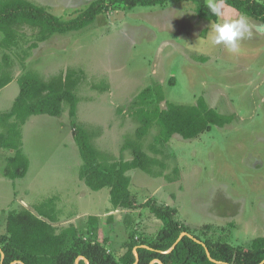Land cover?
Instances as JSON below:
<instances>
[{
    "label": "rangeland",
    "instance_id": "obj_1",
    "mask_svg": "<svg viewBox=\"0 0 264 264\" xmlns=\"http://www.w3.org/2000/svg\"><path fill=\"white\" fill-rule=\"evenodd\" d=\"M31 1L69 20L95 0ZM240 14L226 6L223 18ZM248 18L253 35L238 54L222 45L206 53L193 47L215 21L199 17L196 4L185 0L131 8L119 4L84 29L56 34L34 49L38 34L25 27L17 46L0 50V59L9 53L14 62V80L0 90V110L11 107L20 90L17 79L26 70L50 78L74 69L84 77L77 122L92 132L94 145L111 160L133 158L131 149H121L126 140L136 139L140 122L133 103L149 85L164 88L162 108L167 101L190 105L204 97L234 119L194 139L176 134L164 146L156 142L154 126L142 147L166 162L165 174H178L177 180L132 169L130 188L139 207L109 213L102 225L97 223L99 232H88L97 228L86 220L88 215L111 209L109 190L85 185L88 197L79 200L83 159L68 108L59 116L33 115L22 127L23 151L30 160L24 177L4 175L7 158L15 151L0 147V236L6 233L10 211L29 209L40 215L41 203L52 196L59 199L56 219H44L61 229L82 218L78 233L86 240L116 239L114 245L105 243L110 251L117 249L115 255L126 249V240L150 243L163 226L144 206L148 199L177 208L180 222L203 240L249 247L255 237L264 236V23Z\"/></svg>",
    "mask_w": 264,
    "mask_h": 264
},
{
    "label": "trees",
    "instance_id": "obj_2",
    "mask_svg": "<svg viewBox=\"0 0 264 264\" xmlns=\"http://www.w3.org/2000/svg\"><path fill=\"white\" fill-rule=\"evenodd\" d=\"M169 1L95 0L78 16L64 20L31 0H0V32L3 34L0 50L17 46L25 27L38 34L36 42L31 45L34 49L56 34L84 29L113 6H155ZM185 1L196 4L199 17L217 20L207 9L206 0ZM226 6L264 23V0H226ZM83 79L74 69L50 78L26 70L18 77L20 90L13 105L0 113V147L15 151L7 158L6 177L16 180L28 172L30 160L23 151L22 127L29 117L40 114L59 116L68 108L74 140L83 159L81 179L95 191L110 187L115 208L135 209L139 206L130 188L132 177L129 172L132 169H142L153 177L165 176L169 182L178 177V174H165L166 162L148 155L142 147V139L154 126L158 128L156 142L164 146L176 134L184 139H194L213 126L222 127L234 119L233 114H224L211 107L204 97L190 105L167 101L166 108H162L160 104L166 100L165 91L160 83H155L144 88L133 103V113L140 124L136 139L126 140L121 149H131L133 158L111 160L94 145L92 132L77 122L78 90ZM13 80L14 62L9 53H4L0 59V90ZM153 103L155 105L151 107ZM56 201L57 197H53L41 203L42 217L29 209L8 213L6 233L0 236V264H87L82 256L89 260V264H264V236L255 237L249 247L203 240L180 222L177 208L154 199H148L144 206L162 220L163 226L157 236L150 243L126 240L123 244L126 249L121 255H115L107 248L106 242L84 239L75 225L59 229L44 219H56ZM89 221L95 225L97 218L92 216ZM184 232L186 234L182 235Z\"/></svg>",
    "mask_w": 264,
    "mask_h": 264
},
{
    "label": "clouds",
    "instance_id": "obj_3",
    "mask_svg": "<svg viewBox=\"0 0 264 264\" xmlns=\"http://www.w3.org/2000/svg\"><path fill=\"white\" fill-rule=\"evenodd\" d=\"M206 7L217 20L211 21L208 30L198 36L193 47L198 52L206 53L222 45L230 53L238 54L242 42L253 35L252 24L247 15L240 14L237 18L224 19L226 0H206Z\"/></svg>",
    "mask_w": 264,
    "mask_h": 264
},
{
    "label": "crops",
    "instance_id": "obj_4",
    "mask_svg": "<svg viewBox=\"0 0 264 264\" xmlns=\"http://www.w3.org/2000/svg\"><path fill=\"white\" fill-rule=\"evenodd\" d=\"M255 22H260V21H255ZM263 23V22H262ZM0 93H1V91H0ZM19 93V92H18ZM18 95V94H17ZM15 98H16V96H15ZM15 98L13 99V102H14V100H15ZM13 102H12V104H11V107H12V105H13ZM10 107V108H11ZM9 108V109H10ZM3 110H0V113L2 112ZM79 177H80V174H79ZM79 184H83L84 185V189H82L80 186H79V190H80V192H79V200L80 201H83L85 198H87L88 197V193H89V189L88 188H90L87 184H86V182L83 180V179H81V177H80V179H79ZM88 187H86V186ZM104 188H107L108 190H109V201H110V203H109V205H107V206H109V207H111V209L110 210H108L107 211V213H103V214H98V215H88L89 217H88V219H86V220H89L90 219V217H92V216H94V217H96L97 218V221H96V224H95V226L97 227V228H94V227H89V228H87V231L89 232V231H95V232H99V228H100V222H101V225H102V222H103V220H104V218L109 214V213H111L110 215H116V214H118L119 212H120V210H121V207H118V208H115L114 206H113V204H112V202H111V188L110 187H104ZM91 189V188H90ZM103 189V188H102ZM101 190V189H100ZM100 190H97V191H100ZM95 191V190H94ZM84 192H86V193H84ZM53 197H57V196H52V197H50V198H53ZM57 199H58V197H57ZM59 200V199H58ZM56 202H58V201H56ZM57 209L60 211V209H59V206H57ZM126 210H133V209H130V208H125ZM122 210H124V209H122ZM84 217H87V216H84ZM83 217V218H84ZM82 219V218H81ZM81 219H79L78 220V222H76L75 221V219H73V220H69V221H67V224L68 225H65V227H67V226H69V225H71L72 223H75V224H73V225H75L76 226V228L78 229V230H80L81 228H82V223H83V221L81 220ZM97 223H99V225L97 224ZM90 225H93V224H90ZM96 229V230H95ZM104 242H106L107 244H116V239H110V240H104ZM116 250L117 249H115L114 251H111V252H113L114 254H116L117 252H116ZM116 252V253H115Z\"/></svg>",
    "mask_w": 264,
    "mask_h": 264
},
{
    "label": "water",
    "instance_id": "obj_5",
    "mask_svg": "<svg viewBox=\"0 0 264 264\" xmlns=\"http://www.w3.org/2000/svg\"><path fill=\"white\" fill-rule=\"evenodd\" d=\"M185 234H186V232H184L182 235H185ZM182 235H181V236H182ZM178 241H179V240H178ZM176 244H177V242H176ZM176 244H175V245H176ZM175 245H174V246H175ZM174 246H173L172 248H174ZM172 248H171V249H172ZM171 249H170V250H171ZM135 254H136V256H137V260H138V258H139V256H138V252L135 251ZM2 255H3V253H2ZM3 256H4V255H3ZM81 258H83V259L86 261V263L89 264V260H88L87 258H85V257H83V256H82ZM159 263H160V264H163L162 262H159Z\"/></svg>",
    "mask_w": 264,
    "mask_h": 264
}]
</instances>
